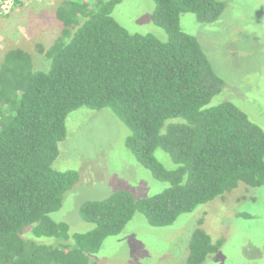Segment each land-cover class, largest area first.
<instances>
[{"label":"trees","instance_id":"1","mask_svg":"<svg viewBox=\"0 0 264 264\" xmlns=\"http://www.w3.org/2000/svg\"><path fill=\"white\" fill-rule=\"evenodd\" d=\"M118 2L62 1L55 10L59 35L49 47L37 46L45 68H36L25 49L2 57L0 264H96L89 254L137 211L154 226H168L239 183L264 186V130L229 101L208 106L223 80L198 39L179 25L184 12L202 23L215 21L224 3L154 0L152 20L168 33L163 41L119 24L111 14ZM79 107L111 108L130 129L126 144L138 162L169 186L148 197L117 190L88 200L80 214L93 228L70 235L68 224L50 215L78 174L52 164L66 137V118ZM171 118L181 120L166 122ZM156 148L177 167L165 168ZM201 224L179 264H203L221 247L223 239L213 241Z\"/></svg>","mask_w":264,"mask_h":264},{"label":"rangeland","instance_id":"2","mask_svg":"<svg viewBox=\"0 0 264 264\" xmlns=\"http://www.w3.org/2000/svg\"><path fill=\"white\" fill-rule=\"evenodd\" d=\"M62 1L18 0L10 13H0V63L7 50L21 48L31 53L36 68H45L37 46L47 48L59 35L61 24L55 10ZM220 1L224 9L215 21L202 23L193 13L184 12L180 28L198 39L223 80L221 91L208 106L229 101L264 130V0ZM154 8V0H120L111 14L129 32L153 34L165 41L168 33L152 20ZM177 120L181 119L166 122ZM66 131L52 166L75 171L78 179L50 216L67 223L70 235L93 228L80 214L81 205L88 200L106 198L117 190H126L135 198L148 197L169 186L138 162L126 144L131 131L111 108L72 110L66 118ZM154 156L169 170L177 167L161 148L154 150ZM199 219L213 241L223 239L219 250L203 264H264V186L243 183L179 215L168 226H154L137 211L120 233L106 237L89 257L96 264L184 263ZM23 236H29L28 229Z\"/></svg>","mask_w":264,"mask_h":264},{"label":"built area","instance_id":"3","mask_svg":"<svg viewBox=\"0 0 264 264\" xmlns=\"http://www.w3.org/2000/svg\"><path fill=\"white\" fill-rule=\"evenodd\" d=\"M18 4V0H0V13H10Z\"/></svg>","mask_w":264,"mask_h":264}]
</instances>
